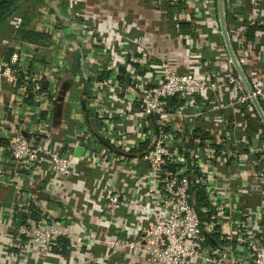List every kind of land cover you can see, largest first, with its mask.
<instances>
[{
  "label": "built area",
  "instance_id": "1",
  "mask_svg": "<svg viewBox=\"0 0 264 264\" xmlns=\"http://www.w3.org/2000/svg\"><path fill=\"white\" fill-rule=\"evenodd\" d=\"M60 1L71 15L62 23L55 13L46 14L40 31L52 37L51 43H17L9 56H0V82L12 85V107L20 112L0 125L2 151L13 163L11 176L1 177L0 184L9 181L21 190L22 181L32 182L46 162L56 188L80 176L78 161L96 168L98 193L87 212L105 229L96 234L71 222L76 210L69 194L61 210L72 213L61 211V218L25 189L17 232L0 240V264H25L30 254L56 260L41 264H120L122 256L127 264H264V126L252 101L264 113V29L247 36L248 26L264 25L260 0H244L247 11L237 10L243 0L238 6L237 0H227L233 23H225L226 33L251 94L225 44L223 49L210 40L209 31L222 36L217 0H153L161 27L189 53L186 72L168 61L150 64L151 30L141 38L118 35L110 11H89L86 0ZM40 3L41 10L51 7L46 0ZM22 19L10 18L11 40L3 45L14 39ZM141 21L154 22L136 18L129 23L138 30ZM76 49L84 79L95 58H106L98 61L101 70H115L109 72L114 79L141 80L143 88L135 106L97 115L106 122V141L81 132L74 145L57 149L47 136L48 119L41 117L69 80ZM126 54L132 61L127 73L118 70ZM202 58L209 66L199 67ZM97 82L91 80L92 89L99 88ZM72 93L62 94L65 101L75 100ZM177 98L181 102L173 107ZM76 183L84 186L83 179ZM60 238L67 240L68 250L56 255L52 248Z\"/></svg>",
  "mask_w": 264,
  "mask_h": 264
},
{
  "label": "crops",
  "instance_id": "2",
  "mask_svg": "<svg viewBox=\"0 0 264 264\" xmlns=\"http://www.w3.org/2000/svg\"><path fill=\"white\" fill-rule=\"evenodd\" d=\"M36 1L38 5L36 8L40 10L39 16L37 17L39 20L37 23H40V25L38 26V31L36 32L41 34H37V36L46 38L47 42L46 40L42 41L38 38L35 39V41L15 38L16 43L14 45L21 42H30L36 46H47L52 40V37L46 36L40 31L42 24L45 23L46 14L55 13L62 23H64V20L61 18H66L64 15H71V11L69 12L68 9H65L66 4L60 0H46L49 3V6L51 5L49 9L47 8V11L38 8L41 3L40 0ZM86 3L88 5L86 8L89 11H110L113 22L116 25L115 32L118 35L128 33V35L132 38H141L145 35L143 32L151 30V32H149V37L151 38H149L146 42L148 47L147 49L153 53V56L149 57L150 64L152 63L151 60H153L155 64L159 61H168V63L172 64L178 72H186L187 68H189L190 64L188 51L184 46L177 43L175 37L170 36V32L166 27H161L162 23L158 20V14L154 10L155 6L153 4V0H86ZM224 3L225 7L227 0H225ZM235 5H240V0H237ZM259 8L261 13L264 15V0H260ZM238 9H244V11H247L249 9L248 2L243 0ZM224 13L225 23L226 26H228V22H231V24L233 23L231 18L233 15L230 14L228 21L226 17V10ZM136 18L139 19V21L141 18H144L147 20H154V22H152V25H146L143 24V21H141L140 29L136 30L132 25H130L132 23L131 21ZM9 21L10 18L0 24V45L6 48H4V50L0 48V56H2V54L9 56L13 46L12 41L10 42L12 29L9 26ZM23 29L30 30L33 29V26H29V28L23 26ZM209 36L210 40L217 44L218 47H223L224 41L220 33L209 31ZM8 38H10V40L3 45V42ZM67 42L74 45L76 41L72 37H67ZM98 43L101 44V42ZM110 43H112V41ZM110 43H105V45H110ZM26 51L27 50H25V52ZM35 52L36 51H31L28 53L29 55H35ZM133 55L136 57L135 53H133ZM141 57L142 56L139 54L138 58ZM121 59L122 60L119 62L118 70L127 73L128 66L132 61L128 54L121 57ZM105 60L106 58H95V60L88 65L89 76L87 79H84L81 76V72H79V70L74 78H71L70 75L69 80L67 82H63L61 87L63 91L61 94H57L55 104L49 108L46 116L45 113H43V117L41 118L45 120L44 117H46L48 119L47 136L55 148L63 149L67 148L69 145H74L76 141L79 140L78 138H75V135H79L81 132L84 134L91 133L96 138L106 141V138L109 137V134L106 132V122L98 116H101L102 112L116 111L117 109L124 110L127 109L128 106H135V101L138 99L141 89L143 88V82H141V80L128 82L129 78L126 77H118L117 79H114L113 74L115 70L106 71L104 68L101 70V66L98 61ZM197 63L199 64V67L204 68L209 66V60H205L204 58ZM143 70L145 69L143 68L142 71H139L140 75H143ZM109 72H113V74ZM93 73H97V75L92 76ZM92 79L98 81L97 85L99 88L92 89ZM65 91H72L75 100L68 102L65 101L66 94L64 97L62 95ZM13 92L14 88L10 83H7L4 80L0 82V125L1 123L3 124L6 118H10L12 112L20 115L19 110L16 111V109L12 107ZM95 92L97 93V96H95ZM180 102L181 99L179 98L172 100L173 107ZM98 107L100 108L98 109ZM31 118L32 117L24 119L26 122H30L33 120ZM124 128L127 130V125H125ZM132 140L133 138L130 137V141ZM3 145L4 141L0 138V179L2 177L6 180L8 176H11L12 174L13 163L9 156L2 151ZM79 152L80 150L78 149L77 154ZM78 163V169L81 173L80 176L78 178L77 176L69 178L65 185L57 186V188L54 178L51 177L50 166L47 162L44 164L42 170L37 173L32 182L30 180L26 181V179L22 181L24 187L21 190L15 189L13 184H10L9 181L7 186L0 184V224L5 222V227H0V240H7L9 238L8 234L15 235L17 232L20 220L19 215L23 217L17 209L18 204L23 203L26 199L24 194L25 189L33 195L41 207L54 212L61 218L65 217L60 215L61 211H63L64 214L72 213L71 209V212L68 210L66 211L64 208L61 210V203L69 194L70 198L68 199V203L73 205L76 210V220L73 219L71 222H78L84 228L87 227L96 231V234H98V231L105 229V227L98 226L94 217L91 218L88 216L87 212V210L91 207L90 201L93 200L98 193L95 191L93 184L96 178L98 179L101 177V172L96 168L92 169L86 165L84 166L79 161ZM79 179L84 180V186L76 183ZM69 221L70 220H67V222ZM109 228V231L113 230L112 227ZM104 251L105 249H102V252ZM29 257L31 260L25 264L56 262V260L50 256L46 257L43 261L34 254H30ZM69 257L66 255V257L63 258L68 259ZM125 260L126 258L124 256L120 257V264H127V261Z\"/></svg>",
  "mask_w": 264,
  "mask_h": 264
},
{
  "label": "trees",
  "instance_id": "3",
  "mask_svg": "<svg viewBox=\"0 0 264 264\" xmlns=\"http://www.w3.org/2000/svg\"><path fill=\"white\" fill-rule=\"evenodd\" d=\"M36 5H37L36 0H0V24L4 23L8 18H12L13 16H22L24 19H26L27 17H29L28 13H30V11L34 7H36ZM227 8H228V5L226 4L225 5L226 17L229 21L230 14H228ZM237 10H241V9H237ZM241 11H244V9H242ZM261 29L262 30L264 29L263 24L262 25L261 24H253V25L248 26V29H247L248 38H253L255 35V32L257 30H261ZM30 36H32V35H30ZM199 202H201V200H199ZM57 244L58 245L53 246L52 253L56 254V255L65 254L68 250L67 240L64 238H60L58 240Z\"/></svg>",
  "mask_w": 264,
  "mask_h": 264
},
{
  "label": "water",
  "instance_id": "4",
  "mask_svg": "<svg viewBox=\"0 0 264 264\" xmlns=\"http://www.w3.org/2000/svg\"><path fill=\"white\" fill-rule=\"evenodd\" d=\"M217 7H218V17H219V23H220V29H221V32H222V36H223V40H224V44L226 46V49H227V52L231 58V61L234 65V68L237 72V74L240 76V78L242 79L244 85L246 86L247 88V91L251 94L252 91H251V88L248 84V81L241 69V67L239 66L236 58H235V55L233 53V50H232V47L230 45V42H229V39H228V36H227V33H226V26H225V18H224V10H223V0H217ZM79 56H80V52L78 49L74 50L71 54V68H70V75H71V78H74L78 72V68H79ZM67 84V83H65ZM252 101H253V104L255 106V109L263 123V126H264V113L262 112L257 100L252 97Z\"/></svg>",
  "mask_w": 264,
  "mask_h": 264
},
{
  "label": "rangeland",
  "instance_id": "5",
  "mask_svg": "<svg viewBox=\"0 0 264 264\" xmlns=\"http://www.w3.org/2000/svg\"><path fill=\"white\" fill-rule=\"evenodd\" d=\"M39 12H40V10H38L36 7H34L30 11V13H28L29 17H27L26 19H24V18L22 19L21 25H20V27H19V29L17 31V35L14 37V39H12V42H14V44L16 43L15 42V38H22V37H23V39H29V40H34V41L37 38L42 40V41L46 40V38H44L42 36H37V32L36 31H38L37 29H38V26L40 25V23H37L39 21L37 19V17L39 16ZM23 26H25L27 28H29V26H33V29L35 31L33 29H30V30L23 29ZM30 35H32V36H30ZM46 36H48V35H46ZM46 42H47V40H46Z\"/></svg>",
  "mask_w": 264,
  "mask_h": 264
}]
</instances>
